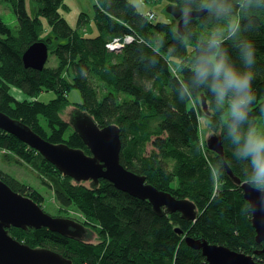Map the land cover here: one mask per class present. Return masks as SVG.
Returning <instances> with one entry per match:
<instances>
[{
    "label": "trees",
    "instance_id": "1",
    "mask_svg": "<svg viewBox=\"0 0 264 264\" xmlns=\"http://www.w3.org/2000/svg\"><path fill=\"white\" fill-rule=\"evenodd\" d=\"M6 1L16 17V28H10L0 16V111L50 142H64L90 154L81 137L58 115L60 108L71 103L68 92L78 89L81 101L73 103L75 109L88 113L99 127H119L121 164L144 175L146 182L157 189L190 199L197 209L194 220L183 219L179 212L158 215L147 200L118 190L105 179L96 186L73 183L36 150L0 129L2 158L16 164L39 163L37 167L50 177H42V184L52 189L59 211L71 205L77 207L86 217L85 222L97 231L99 243L71 239L47 228L10 227L9 234L30 247L57 251L72 264H209L200 250L186 245V235L264 261V255L258 252L261 243L255 241L249 205L239 185L226 174L220 156L201 138V119L222 137L224 158L233 173L251 182V170L247 162L233 155L221 110L211 93L206 87H194L192 81V59L201 41L213 31L226 29L230 20H239L242 38L252 41L256 49V100L249 119L253 127L264 130L263 0L247 8L241 7L240 0H231L230 18L205 11L183 21V34L178 32L177 19L171 16L168 21L158 22L156 15L150 20L137 12L129 0H96L95 36L81 35L70 27L60 13L64 0H33L38 4L33 17L25 0ZM166 2L182 13L184 8L200 10L199 0ZM81 22L79 16L78 24ZM126 35L132 40L119 51L107 50L109 41ZM39 40L48 45V51L52 50L57 65H45L42 70L25 68L22 53ZM222 47L240 66L233 41L225 38ZM11 87L28 98H15L10 94ZM44 91H52L54 96L47 102L30 98ZM201 94L206 98L209 115L201 108ZM0 179L42 204L41 193L30 186L8 175H0Z\"/></svg>",
    "mask_w": 264,
    "mask_h": 264
},
{
    "label": "water",
    "instance_id": "2",
    "mask_svg": "<svg viewBox=\"0 0 264 264\" xmlns=\"http://www.w3.org/2000/svg\"><path fill=\"white\" fill-rule=\"evenodd\" d=\"M166 11L178 19L177 28L180 34L183 33L184 20L201 16L205 12L194 10L184 16L181 9L173 4L167 6ZM21 57L25 68L42 70L48 58V45L42 40L36 41L24 50ZM201 108L206 115L210 114L203 94ZM69 122L90 154L64 142H50L20 120L0 111V129L39 152L64 176L78 182L90 181L94 186L100 179H105L116 189L147 200L158 215L179 212L183 219H195L196 205L193 201L188 198H176L169 191L157 189L146 182L144 175L135 173L121 164V139L117 125L99 127L88 113L79 109L71 113ZM206 145L220 156L226 174L234 184L239 185L242 196L249 205L255 241L261 243L258 252L264 255V188L254 186L250 181L242 180L233 173L225 161L222 137L219 134L209 136ZM10 227L24 230L47 228L51 232L78 239V234L85 230L84 225L74 219L51 216L30 197L14 191L0 179V264H72L69 258L57 251L45 247H30L16 240L8 232ZM175 231L181 233L179 228H175ZM184 241L187 246L200 250L209 264H264V261L257 262L249 254L232 250L222 244L210 243L205 238L186 235Z\"/></svg>",
    "mask_w": 264,
    "mask_h": 264
},
{
    "label": "clouds",
    "instance_id": "3",
    "mask_svg": "<svg viewBox=\"0 0 264 264\" xmlns=\"http://www.w3.org/2000/svg\"><path fill=\"white\" fill-rule=\"evenodd\" d=\"M259 0H240L247 8ZM198 8L209 14L230 18L233 13L231 0H199ZM190 8L183 9L187 16ZM239 20H230L226 29L211 32L192 59L194 87H206L215 106L221 110L222 122L234 151L233 155L247 162L251 182L264 185V130L252 126L249 112L256 100L253 91L256 49L252 41L242 38ZM225 38L231 39L236 48L240 66L223 49Z\"/></svg>",
    "mask_w": 264,
    "mask_h": 264
},
{
    "label": "rangeland",
    "instance_id": "4",
    "mask_svg": "<svg viewBox=\"0 0 264 264\" xmlns=\"http://www.w3.org/2000/svg\"><path fill=\"white\" fill-rule=\"evenodd\" d=\"M95 1L96 0H64L62 6L60 7V13L66 19L70 27L76 30L77 32H79L81 35L95 36L98 33L94 21ZM129 1L135 6L136 11L139 13L146 14L147 11L150 10L153 11L156 15L155 21L165 22L170 19V16L172 17V15H170L166 11V7L168 4L166 0H129ZM25 3L29 15L32 17L35 16L36 12L38 11V4L33 0H25ZM0 16L3 19V21L9 25L10 28L12 29L16 28V17L11 9L9 2L6 0H0ZM79 16L82 19L80 25L78 24ZM42 21L45 20L42 19ZM176 21L178 23V19ZM45 65L49 67H53L57 65V59L55 55L52 53V50L48 51V58ZM10 94L15 96V98L17 99L28 98L25 94L20 92L15 87H11ZM53 96L54 94L52 91H44V92H40L36 97H30V98H37L40 101L47 102ZM68 100L72 104L70 103V105H65L64 107L60 108L58 110L59 111L58 115L60 116L61 119L68 122V124L70 125L69 121H70L71 113L76 110L75 109L76 107L73 106V103H79L81 101V92L78 89L72 88L68 92ZM41 123L43 125L46 124L44 118L41 119ZM217 133L219 134V132L213 131L209 127H207L206 121L204 119H201L200 136L205 142L209 136ZM149 149L150 146L147 147V150ZM3 151L4 150L0 149V175L12 176L21 183L28 185L30 186V188L41 193L43 199H42V204L39 206L43 209V211L50 214L51 216L74 219L79 223H81L82 225H84L85 232L84 235H82V240L79 241L85 243H95V244L99 243V235L97 231L87 221L85 222L86 217L79 209H77V207L71 205L67 209H63L62 211H59V205L54 198L52 189H50L47 185L42 184L41 181L42 177L46 180H50V177L49 175L46 174L45 171L37 167L38 165H40L39 163L37 166H34L33 163H25V164H16L13 162L9 163L2 158ZM38 168L40 169V171L38 170ZM72 182L78 184L82 183L86 186H90L91 184L90 181L78 182L73 179Z\"/></svg>",
    "mask_w": 264,
    "mask_h": 264
},
{
    "label": "built area",
    "instance_id": "5",
    "mask_svg": "<svg viewBox=\"0 0 264 264\" xmlns=\"http://www.w3.org/2000/svg\"><path fill=\"white\" fill-rule=\"evenodd\" d=\"M148 19L153 20L155 17V13L152 11H147L146 14ZM132 40V36H126L123 40L118 38H114L111 42L107 43V47L109 50H120L125 43H128Z\"/></svg>",
    "mask_w": 264,
    "mask_h": 264
},
{
    "label": "bare ground",
    "instance_id": "6",
    "mask_svg": "<svg viewBox=\"0 0 264 264\" xmlns=\"http://www.w3.org/2000/svg\"><path fill=\"white\" fill-rule=\"evenodd\" d=\"M169 5H171V4H167V6H169ZM150 11H151V10H150ZM152 12H153V11H152ZM182 34H183V33H182ZM126 36H129V35H126ZM126 36H124V37H123L122 39H120V40H123ZM113 39H114V38H113ZM113 39H112V40H113ZM118 39H119V38H118ZM112 40H111V41H112ZM111 41H109V42H111ZM109 42H108V43H109ZM106 48H107L108 51H115V52H117V50H109L108 47H107V44H106ZM118 51H119V50H118ZM250 214H251V212H250ZM196 215H197V209H196ZM74 239H78V238H74ZM78 240H82V239H78Z\"/></svg>",
    "mask_w": 264,
    "mask_h": 264
},
{
    "label": "flooded vegetation",
    "instance_id": "7",
    "mask_svg": "<svg viewBox=\"0 0 264 264\" xmlns=\"http://www.w3.org/2000/svg\"><path fill=\"white\" fill-rule=\"evenodd\" d=\"M84 232H81V233L78 234V235H80V239H82V235H84Z\"/></svg>",
    "mask_w": 264,
    "mask_h": 264
}]
</instances>
